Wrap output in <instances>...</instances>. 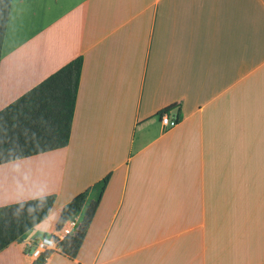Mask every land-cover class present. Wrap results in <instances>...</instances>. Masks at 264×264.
I'll use <instances>...</instances> for the list:
<instances>
[{
	"label": "crops",
	"instance_id": "crops-1",
	"mask_svg": "<svg viewBox=\"0 0 264 264\" xmlns=\"http://www.w3.org/2000/svg\"><path fill=\"white\" fill-rule=\"evenodd\" d=\"M78 56L68 145L0 164V206L56 194L0 264H264V0H12L0 110Z\"/></svg>",
	"mask_w": 264,
	"mask_h": 264
},
{
	"label": "trees",
	"instance_id": "trees-1",
	"mask_svg": "<svg viewBox=\"0 0 264 264\" xmlns=\"http://www.w3.org/2000/svg\"><path fill=\"white\" fill-rule=\"evenodd\" d=\"M11 2L0 0V59ZM82 64V56L76 57L0 110V164L68 145ZM105 181H98L65 207L57 230L81 214L87 201L89 207L82 220L89 221ZM55 200L56 194H48L1 205L0 251L47 218ZM76 233L77 229L62 239L57 236L58 246L64 252H70L77 245ZM48 254L38 258L37 264Z\"/></svg>",
	"mask_w": 264,
	"mask_h": 264
},
{
	"label": "built area",
	"instance_id": "built-area-1",
	"mask_svg": "<svg viewBox=\"0 0 264 264\" xmlns=\"http://www.w3.org/2000/svg\"><path fill=\"white\" fill-rule=\"evenodd\" d=\"M161 121L165 126H174L178 123L177 118H170L166 113L161 115ZM69 225L65 231L74 229L77 225L76 219L69 220ZM73 231V230H72ZM59 235L56 234H44L36 240H30L26 242L24 252L34 259L40 258L43 254L55 249L58 246ZM62 239V238H60Z\"/></svg>",
	"mask_w": 264,
	"mask_h": 264
}]
</instances>
